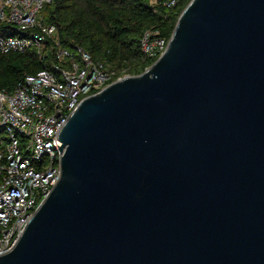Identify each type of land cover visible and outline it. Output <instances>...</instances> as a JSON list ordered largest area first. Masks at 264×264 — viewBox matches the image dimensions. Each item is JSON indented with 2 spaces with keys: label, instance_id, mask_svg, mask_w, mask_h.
<instances>
[{
  "label": "water",
  "instance_id": "water-1",
  "mask_svg": "<svg viewBox=\"0 0 264 264\" xmlns=\"http://www.w3.org/2000/svg\"><path fill=\"white\" fill-rule=\"evenodd\" d=\"M59 138L61 178L0 264H264V0H191Z\"/></svg>",
  "mask_w": 264,
  "mask_h": 264
},
{
  "label": "built area",
  "instance_id": "built-area-1",
  "mask_svg": "<svg viewBox=\"0 0 264 264\" xmlns=\"http://www.w3.org/2000/svg\"><path fill=\"white\" fill-rule=\"evenodd\" d=\"M53 0H0V50H36L42 59L56 56L53 68L28 74L13 91L0 88V255L14 248L36 210L62 175L59 138L84 97L120 79L124 70L96 61L82 47L62 46L57 24L42 10ZM175 0L165 3L175 4ZM145 58L160 56L169 39L146 31Z\"/></svg>",
  "mask_w": 264,
  "mask_h": 264
},
{
  "label": "trees",
  "instance_id": "trees-1",
  "mask_svg": "<svg viewBox=\"0 0 264 264\" xmlns=\"http://www.w3.org/2000/svg\"><path fill=\"white\" fill-rule=\"evenodd\" d=\"M53 0L44 20L57 24L62 46L89 51L96 61L130 75L144 72L158 58H145L141 40L146 31L170 39L178 18L191 0ZM56 56L42 59L37 51L0 50V88L13 91L28 74L53 68ZM0 125V142L5 138Z\"/></svg>",
  "mask_w": 264,
  "mask_h": 264
},
{
  "label": "rangeland",
  "instance_id": "rangeland-1",
  "mask_svg": "<svg viewBox=\"0 0 264 264\" xmlns=\"http://www.w3.org/2000/svg\"><path fill=\"white\" fill-rule=\"evenodd\" d=\"M3 136H5L4 133H3Z\"/></svg>",
  "mask_w": 264,
  "mask_h": 264
}]
</instances>
